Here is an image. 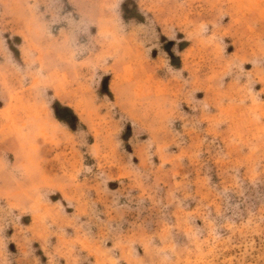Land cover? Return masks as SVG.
I'll return each mask as SVG.
<instances>
[{"label":"rangeland","instance_id":"374dc122","mask_svg":"<svg viewBox=\"0 0 264 264\" xmlns=\"http://www.w3.org/2000/svg\"><path fill=\"white\" fill-rule=\"evenodd\" d=\"M0 264H264V0H0Z\"/></svg>","mask_w":264,"mask_h":264},{"label":"trees","instance_id":"16d2710c","mask_svg":"<svg viewBox=\"0 0 264 264\" xmlns=\"http://www.w3.org/2000/svg\"><path fill=\"white\" fill-rule=\"evenodd\" d=\"M56 105L57 106H59V108L63 111V113L67 116H69V117H73L74 116V114H73V111H72V109L70 108V107H68V106H61L60 105V103L59 102H56ZM56 116H57V118L59 119V120H62L63 118L60 116V114H59V111L57 110V107H56Z\"/></svg>","mask_w":264,"mask_h":264}]
</instances>
